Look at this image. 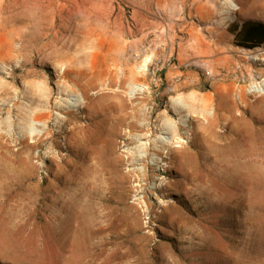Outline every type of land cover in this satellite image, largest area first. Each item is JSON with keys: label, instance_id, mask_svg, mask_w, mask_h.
I'll return each instance as SVG.
<instances>
[{"label": "rangeland", "instance_id": "374dc122", "mask_svg": "<svg viewBox=\"0 0 264 264\" xmlns=\"http://www.w3.org/2000/svg\"><path fill=\"white\" fill-rule=\"evenodd\" d=\"M173 18L0 0V264H264V45Z\"/></svg>", "mask_w": 264, "mask_h": 264}, {"label": "crops", "instance_id": "0c3cea01", "mask_svg": "<svg viewBox=\"0 0 264 264\" xmlns=\"http://www.w3.org/2000/svg\"><path fill=\"white\" fill-rule=\"evenodd\" d=\"M137 16L149 15L151 16L154 10L157 13L163 14L166 19L170 16L174 17L175 31L183 33L186 36V41L181 44H176L174 47V53L172 54V46H155L153 50H161L158 53L164 59L173 57L175 61L183 63L187 59L195 56L197 51L190 47L191 34L197 32V24L206 25L216 16L224 14L225 18L214 21L209 27L218 31V27L224 22L225 27L233 23L234 20L238 21H259L264 24V2L261 3L258 0H126ZM232 3H235L236 10L233 9ZM52 5V4H50ZM250 10V12L248 11ZM236 12V13H235ZM172 23H162L157 25L159 30H170ZM162 26V27H161ZM197 44L200 46V54H204L203 40L197 37ZM218 48L221 53L212 54V57L220 58V60L227 61L228 53L222 52V44L216 40ZM226 48V47H225ZM155 52V51H154ZM153 52V53H154ZM155 54V53H154ZM171 72V71H170Z\"/></svg>", "mask_w": 264, "mask_h": 264}, {"label": "trees", "instance_id": "16d2710c", "mask_svg": "<svg viewBox=\"0 0 264 264\" xmlns=\"http://www.w3.org/2000/svg\"><path fill=\"white\" fill-rule=\"evenodd\" d=\"M237 48L247 51L260 49L264 45V24L259 21H237L227 28Z\"/></svg>", "mask_w": 264, "mask_h": 264}, {"label": "bare ground", "instance_id": "6f19581e", "mask_svg": "<svg viewBox=\"0 0 264 264\" xmlns=\"http://www.w3.org/2000/svg\"><path fill=\"white\" fill-rule=\"evenodd\" d=\"M232 6H234L233 4H232ZM38 96V95H37ZM39 97V96H38ZM85 99V98H84ZM45 102V101H44ZM44 102H42L39 98H35L34 99V105H36V106H39V107H41V109H43V107H45V103ZM47 108V107H46ZM45 108V109H46ZM203 112V111H202ZM202 114V113H201ZM36 118L38 119V120H41L42 118H44V114L43 113H38L37 115H36ZM122 119V122H124V124H125V122H126V120H127V116L126 115H123L122 117H121ZM66 121V120H65ZM120 123V122H119ZM119 127V126H118ZM121 127V126H120ZM128 142V141H127ZM126 142V143H127ZM231 150L232 151H236L237 150V148L234 146V147H231Z\"/></svg>", "mask_w": 264, "mask_h": 264}, {"label": "built area", "instance_id": "2783aa9c", "mask_svg": "<svg viewBox=\"0 0 264 264\" xmlns=\"http://www.w3.org/2000/svg\"><path fill=\"white\" fill-rule=\"evenodd\" d=\"M233 8H234V6H233ZM256 92L259 93L260 92L259 89H256Z\"/></svg>", "mask_w": 264, "mask_h": 264}]
</instances>
